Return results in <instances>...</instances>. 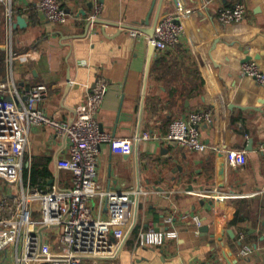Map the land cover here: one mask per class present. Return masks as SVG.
Instances as JSON below:
<instances>
[{
	"label": "crops",
	"instance_id": "0c3cea01",
	"mask_svg": "<svg viewBox=\"0 0 264 264\" xmlns=\"http://www.w3.org/2000/svg\"><path fill=\"white\" fill-rule=\"evenodd\" d=\"M38 1L11 0L8 30L0 5V81L9 75L23 96L32 86H45L47 98L37 108L70 122L95 82L104 79L107 93L96 115L101 130L123 139L151 134L127 156L112 154L106 144L98 147L97 191L137 196L124 238L110 237L113 254L84 264H264V86L241 73L247 62L264 73V0H240L244 18L228 25L217 15L236 0H98L92 22L93 0H60L64 23L49 22ZM165 14L183 26L175 47L158 51L130 34H148ZM24 54L30 56L24 60ZM205 110L212 124L201 127L204 152L166 140L173 120ZM28 141L24 161L30 157L50 172L40 182L69 189L71 172L56 167L57 159L69 156L67 138L39 125L29 128ZM228 151H243L245 164L229 165ZM10 191L0 182V197ZM88 205L94 216L106 217L100 196ZM151 227L174 230L177 237L141 247L138 235ZM244 245L253 250L246 257L239 254Z\"/></svg>",
	"mask_w": 264,
	"mask_h": 264
},
{
	"label": "built area",
	"instance_id": "2783aa9c",
	"mask_svg": "<svg viewBox=\"0 0 264 264\" xmlns=\"http://www.w3.org/2000/svg\"><path fill=\"white\" fill-rule=\"evenodd\" d=\"M90 21L96 20L100 6ZM4 7L7 30L11 26V0H0ZM37 9L52 23H64L67 13L60 0H39ZM245 15V6L240 0L228 8L219 10L217 18L222 25L240 23ZM183 26L172 14L163 15L156 23L152 35L137 29L130 31L135 37H144L147 44L158 51L175 47L180 40ZM6 60L12 58L10 35L5 34ZM9 50V51H8ZM29 54H24L27 59ZM241 73L253 77L264 86V73L255 62L241 66ZM108 84L98 79L87 95L84 104L75 108L70 122H58L37 108L47 98L43 85L26 90L25 95L17 88L9 75L0 81V181L12 191L0 197V264H84L86 259L94 262L112 255L110 237L122 240L125 236L128 211L134 203V191H97L96 162L98 147L106 144L112 154L130 155L134 144L149 140L151 134L144 132L132 138H116L101 130L96 115L106 96ZM212 124L210 111L190 113L186 119H175L169 125L166 140L193 152H204L201 127ZM46 125L69 142L68 157L59 158L56 167L72 174V186L59 190L45 182L33 185L30 182L31 160L24 161V152L29 148L28 130L31 126ZM228 164L243 166L246 156L243 151H228ZM26 170V178H24ZM100 196L106 208V217L93 215L89 201ZM183 219L188 215H183ZM192 220L199 227L196 216ZM167 224L171 218L165 220ZM177 237L174 230H156L151 227L138 235L141 247L160 246L167 239ZM252 248L241 247L239 254L249 256Z\"/></svg>",
	"mask_w": 264,
	"mask_h": 264
},
{
	"label": "trees",
	"instance_id": "16d2710c",
	"mask_svg": "<svg viewBox=\"0 0 264 264\" xmlns=\"http://www.w3.org/2000/svg\"><path fill=\"white\" fill-rule=\"evenodd\" d=\"M1 69H3V67L0 66V72ZM38 166H39L38 164L37 165L31 164L30 182L32 184H36L38 181L39 182L46 181V179L50 177V172L48 171L46 166L41 168H38Z\"/></svg>",
	"mask_w": 264,
	"mask_h": 264
},
{
	"label": "water",
	"instance_id": "95a60500",
	"mask_svg": "<svg viewBox=\"0 0 264 264\" xmlns=\"http://www.w3.org/2000/svg\"><path fill=\"white\" fill-rule=\"evenodd\" d=\"M16 20H17V24L19 25V26H21V27H24L25 26V21L23 20V18H21V17H17L16 18ZM152 30H151V32H149L148 34L149 35H152Z\"/></svg>",
	"mask_w": 264,
	"mask_h": 264
},
{
	"label": "rangeland",
	"instance_id": "374dc122",
	"mask_svg": "<svg viewBox=\"0 0 264 264\" xmlns=\"http://www.w3.org/2000/svg\"><path fill=\"white\" fill-rule=\"evenodd\" d=\"M1 182V181H0Z\"/></svg>",
	"mask_w": 264,
	"mask_h": 264
}]
</instances>
